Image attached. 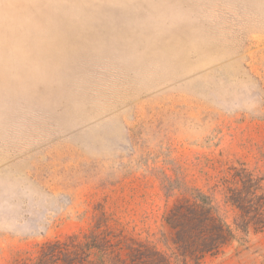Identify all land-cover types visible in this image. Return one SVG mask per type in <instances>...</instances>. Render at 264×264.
I'll use <instances>...</instances> for the list:
<instances>
[{
	"label": "rangeland",
	"instance_id": "1",
	"mask_svg": "<svg viewBox=\"0 0 264 264\" xmlns=\"http://www.w3.org/2000/svg\"><path fill=\"white\" fill-rule=\"evenodd\" d=\"M196 200L264 264V0H0V264L101 213L184 264Z\"/></svg>",
	"mask_w": 264,
	"mask_h": 264
},
{
	"label": "trees",
	"instance_id": "2",
	"mask_svg": "<svg viewBox=\"0 0 264 264\" xmlns=\"http://www.w3.org/2000/svg\"><path fill=\"white\" fill-rule=\"evenodd\" d=\"M197 202L184 201L175 205L166 217L177 235L173 240L180 257L177 259L184 264H195L206 255H215L232 238L231 229L213 219ZM95 218L87 232L45 241L38 245L33 256L16 258L10 264H173L170 255L148 240L110 229L103 213ZM237 227L245 229L248 224ZM253 227L256 231L263 229L264 221L254 223Z\"/></svg>",
	"mask_w": 264,
	"mask_h": 264
}]
</instances>
